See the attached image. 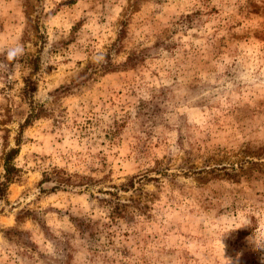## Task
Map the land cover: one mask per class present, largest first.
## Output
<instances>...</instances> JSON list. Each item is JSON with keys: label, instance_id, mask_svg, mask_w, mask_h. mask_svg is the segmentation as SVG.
<instances>
[{"label": "rangeland", "instance_id": "374dc122", "mask_svg": "<svg viewBox=\"0 0 264 264\" xmlns=\"http://www.w3.org/2000/svg\"><path fill=\"white\" fill-rule=\"evenodd\" d=\"M11 147L0 264H264V0H0Z\"/></svg>", "mask_w": 264, "mask_h": 264}, {"label": "trees", "instance_id": "16d2710c", "mask_svg": "<svg viewBox=\"0 0 264 264\" xmlns=\"http://www.w3.org/2000/svg\"><path fill=\"white\" fill-rule=\"evenodd\" d=\"M25 85L24 87L21 88V95L23 98H25L30 105V112L28 114V116L26 117L25 121L23 124H21V127L24 124H29L30 121H32L35 116L41 111L43 110L42 107L40 105H35L34 100L32 99V94H30V92H32L35 88V82L34 80L30 79V78H25L24 79ZM18 150L14 147H11L10 149H8L4 155V172L3 174L0 176V198H2L4 195H6L8 187L10 185V183L13 181L14 177H15V171H16V167L14 166V164L12 163L15 155L17 154ZM126 188L132 187L133 186V181H128V183H126ZM53 189L57 188L56 185L52 186ZM110 194H113L112 192H108ZM117 203L113 206V209L111 211L112 216L114 217V215L116 214H120L122 211L125 210L127 204H120L118 201H116ZM80 225V230L83 231L85 229L88 228V224L84 221H80L77 222Z\"/></svg>", "mask_w": 264, "mask_h": 264}, {"label": "clouds", "instance_id": "9594fccd", "mask_svg": "<svg viewBox=\"0 0 264 264\" xmlns=\"http://www.w3.org/2000/svg\"><path fill=\"white\" fill-rule=\"evenodd\" d=\"M2 51L8 62H13L24 55V47L19 43L14 46H9ZM236 79L241 85H247L252 82V77L246 69L238 72L236 74ZM249 243L256 250H264V231L256 230L253 236L249 237Z\"/></svg>", "mask_w": 264, "mask_h": 264}]
</instances>
